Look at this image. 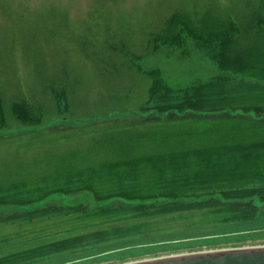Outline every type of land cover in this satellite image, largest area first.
Here are the masks:
<instances>
[{
  "label": "rangeland",
  "instance_id": "obj_1",
  "mask_svg": "<svg viewBox=\"0 0 264 264\" xmlns=\"http://www.w3.org/2000/svg\"><path fill=\"white\" fill-rule=\"evenodd\" d=\"M252 12L263 15L264 0H0V183L98 165L121 148L156 152L153 132L175 130L164 121L170 105L196 86L240 79L221 73L185 35L175 47L154 39L173 15L241 24ZM13 104L24 105L28 125L14 118ZM77 205L95 207L86 193L53 194L31 210ZM22 213L0 206V221ZM32 230L0 224V238ZM254 248H264V210L251 223L123 240L30 264H126Z\"/></svg>",
  "mask_w": 264,
  "mask_h": 264
},
{
  "label": "trees",
  "instance_id": "obj_2",
  "mask_svg": "<svg viewBox=\"0 0 264 264\" xmlns=\"http://www.w3.org/2000/svg\"><path fill=\"white\" fill-rule=\"evenodd\" d=\"M181 35L221 73L240 81L216 79L170 105L164 121L175 130L153 132L149 141L158 146L156 152L121 148L98 165H69L50 177L0 183V206L24 211L0 224L33 228L17 232L15 241L0 238V264H30L123 240L251 223L264 210V14L252 12L241 24L231 18L192 24L173 15L154 44L175 47ZM154 89L153 84L149 91ZM23 106L11 109L28 125ZM1 114L0 103V119ZM184 136L186 144L179 141ZM176 142L184 146L166 149ZM80 193L95 207L31 210L50 195Z\"/></svg>",
  "mask_w": 264,
  "mask_h": 264
},
{
  "label": "water",
  "instance_id": "obj_3",
  "mask_svg": "<svg viewBox=\"0 0 264 264\" xmlns=\"http://www.w3.org/2000/svg\"><path fill=\"white\" fill-rule=\"evenodd\" d=\"M126 264H264V248L192 254Z\"/></svg>",
  "mask_w": 264,
  "mask_h": 264
}]
</instances>
